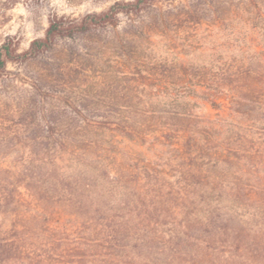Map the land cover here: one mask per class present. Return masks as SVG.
Wrapping results in <instances>:
<instances>
[{"label": "trees", "instance_id": "16d2710c", "mask_svg": "<svg viewBox=\"0 0 264 264\" xmlns=\"http://www.w3.org/2000/svg\"><path fill=\"white\" fill-rule=\"evenodd\" d=\"M176 1L51 16L27 50L1 43L0 77L10 65L54 55L61 41L106 35L121 16L135 26L157 4ZM168 14L161 23L192 17ZM136 31L96 42L125 49L108 90L116 98L123 84V104H94L86 94L45 108L52 93L67 97L80 82L78 59L92 57L69 48L27 75L42 99L40 121L35 100L0 109L24 116L12 126L0 120V264H264V41L211 68L141 58L128 40L152 29Z\"/></svg>", "mask_w": 264, "mask_h": 264}, {"label": "rangeland", "instance_id": "374dc122", "mask_svg": "<svg viewBox=\"0 0 264 264\" xmlns=\"http://www.w3.org/2000/svg\"><path fill=\"white\" fill-rule=\"evenodd\" d=\"M1 1V0H0ZM119 1L131 0H18L9 9H4L0 4V45L10 38L19 44L20 51L27 50L31 41L44 36L51 16L80 17L88 13H99L107 10ZM191 12L192 17L176 20H164L161 16L172 14H186ZM187 16V15H186ZM150 21V25L148 23ZM120 24L115 28L106 30L101 36L90 39H77L75 41H61L58 51L47 58H40L28 66L16 67L10 65L9 72L0 77V109H14L19 105H26L35 100L37 104V121H40L39 111L42 107L41 97L36 96L34 90L27 83L29 77H36L44 67L49 57L59 59L67 49L72 48L78 53L89 52L91 58L78 59L75 71L84 75H78L79 81L72 86V90L64 94L59 91L53 100H46L45 108L74 104L86 94L87 101L99 105H108L118 102L123 104L124 99L119 89L114 93V98L108 90L115 84H111L109 78L122 68L117 62H121L120 56L124 53L119 46L110 43L100 48L96 42L115 41L128 36L132 31L138 32L140 27L151 28L149 37L140 35L136 39L125 37L137 50L140 57L150 59H166L168 61L183 59L196 66L216 68L218 64L231 61L240 56L252 53L249 44L264 41V0H178L174 3L162 2L156 5L150 12L135 20V26H130V20L121 16ZM139 26V28L137 27ZM127 32V33H126ZM246 45V46H245ZM245 46V47H244ZM69 54V52H68ZM70 58V57H69ZM75 58V57H74ZM131 60V58H130ZM77 64V63H76ZM88 73H86V71ZM118 72H116L117 74ZM88 74V75H86ZM76 77V74L74 75ZM87 76V77H85ZM31 83V82H30ZM55 90H60L56 88ZM66 102V103H64ZM48 106V107H47ZM41 111V110H40ZM212 114L215 112L210 110ZM24 118L13 115L12 112L0 110V120L8 126ZM132 152H139L143 158L155 159V152L147 151L146 147L126 144Z\"/></svg>", "mask_w": 264, "mask_h": 264}]
</instances>
